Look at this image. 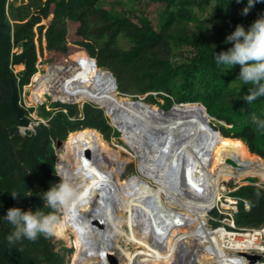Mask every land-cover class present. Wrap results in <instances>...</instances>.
Returning <instances> with one entry per match:
<instances>
[{
	"label": "trees",
	"instance_id": "obj_1",
	"mask_svg": "<svg viewBox=\"0 0 264 264\" xmlns=\"http://www.w3.org/2000/svg\"><path fill=\"white\" fill-rule=\"evenodd\" d=\"M18 2L20 7H16ZM247 2L53 0L50 24L43 30L49 57L47 73L42 75L37 73L33 34L29 36L20 24L42 0H0V264H68L73 249L62 246L57 250L54 237L10 244L7 237L14 226L3 217L13 207L43 209L42 193L60 182L55 172L57 139L65 140L71 132L85 128L96 129L107 141L121 134L93 101L95 104L86 102L82 107L42 103L39 115L48 123L39 121L23 132L9 107L11 78L16 81L20 100L22 89L34 77L32 100L39 102L47 93L62 102H84L89 101L86 95L100 99L119 92L111 78L98 70L103 67L113 73L119 90L130 93L126 85L131 82V94L151 93L149 98L164 100V109L180 103H202L216 120L211 125L223 137L222 150L236 152V171L231 177L249 175L264 181V132L252 122L253 115L264 119V96L251 104L244 101L252 86L237 79L240 66L226 69L215 60L216 53L232 47L225 41L238 24L247 30L264 15V2L243 15ZM134 3L138 7H130ZM148 3L157 6L155 19L144 10ZM16 48L22 53L14 52ZM22 64L27 67L23 69ZM15 65L23 69L18 74L13 71ZM119 98L110 112L116 118L129 105L128 99ZM14 192L16 199L11 195ZM231 195L239 199L234 213L238 227L264 224V183L252 180L236 185ZM212 216H219L218 211L213 210ZM213 225L220 222L213 221Z\"/></svg>",
	"mask_w": 264,
	"mask_h": 264
},
{
	"label": "bare ground",
	"instance_id": "obj_2",
	"mask_svg": "<svg viewBox=\"0 0 264 264\" xmlns=\"http://www.w3.org/2000/svg\"><path fill=\"white\" fill-rule=\"evenodd\" d=\"M147 109L148 106L141 113L129 104L124 112H132L134 118L144 117L149 114ZM156 110L153 107V111ZM181 110L183 112H176L188 115L185 119L188 121L178 120L167 129L181 131L186 154L192 156L194 162L186 165V169L177 162L174 178H169L163 170H153L148 163L143 164L141 175L153 180L156 186L136 176L118 182L116 177L123 172L126 160L121 159L99 131L85 128L70 133L65 140L58 169L82 193V199L67 213L68 218L57 237L71 242L69 233L77 234L73 264H107L113 254L116 264H146L148 261L182 264L179 258L184 251L191 253L184 264H193L196 250L200 251V264L201 261L204 264H258L251 263L247 256V241H237L222 226L209 228L208 219L203 217L216 203H212L213 189L224 181L218 169V158L223 155L220 152L223 137L212 134L207 128L203 118L205 110L195 104L185 105ZM198 143H207L204 149L210 150L209 153L199 156ZM130 144L136 157L142 154L140 146ZM227 155L229 152L223 156L229 160ZM172 158L180 160L176 156ZM162 194L169 201L173 199L174 204L177 200L186 210L177 211L171 204L159 201ZM110 199L112 212H108ZM126 207L129 213L124 217L122 211ZM121 220L129 226L128 239L142 247L131 255L119 242L121 231L117 228Z\"/></svg>",
	"mask_w": 264,
	"mask_h": 264
},
{
	"label": "rangeland",
	"instance_id": "obj_3",
	"mask_svg": "<svg viewBox=\"0 0 264 264\" xmlns=\"http://www.w3.org/2000/svg\"><path fill=\"white\" fill-rule=\"evenodd\" d=\"M112 1H117V0H112ZM26 3L27 2H25L24 4H26ZM20 6H21L20 2H18L16 4V7H20ZM131 6L138 7V3H134V4L130 5V7ZM54 8H55V4H53V0H42V5L40 7L33 8V9L31 8L29 10V12H27L28 13L27 17L25 19H23L22 21H20V24H22L24 26V28H23L24 31L28 32L29 36H31L33 34V45H35V51H36V67L38 70L37 73H41L42 75L47 73L48 65H47L46 60L49 57V52L47 50L48 48H47L46 43H45V33L43 32V30H45L47 28V26L50 24V19H51L50 17L52 16L51 12L54 10ZM46 9H48L47 16H45ZM156 9H157V6L154 3H148V4L144 5L145 12L147 14H149V16L153 19H155ZM12 23H14V22H12ZM30 23L33 24L32 29L30 28ZM41 28H43V29L41 30ZM28 41H29L28 39L25 40L26 43H28ZM123 45L128 47V44H123ZM14 52H17V54H20V53H22V49L16 48L14 50ZM22 65L24 67L23 69H25L27 67L25 64H22ZM16 66L17 65L13 66V71L15 74H18L23 69H17ZM101 69L102 68H99L98 70H101ZM35 86H36V82H35V78L33 77V78H31L29 85L24 87L22 89V92H21V102L20 103H21V105H23L27 109V115L29 116V118L31 120V126L30 127H20L23 132L27 129H33L34 126L37 125L39 121H41V122L44 121L45 123H48V120H44L39 115V105H41L42 103H46L47 105H50V103H52V102L63 103L59 100H54L53 97L47 93L42 95V99H40L39 102L32 100L31 99L32 98V92H33V89L35 88ZM118 87H119V85H118ZM126 88L129 89L130 93L122 92L118 88V91H119L118 93H114L111 96H106V97L100 98V99L95 98L93 96H87L86 95V99L89 101H84V102H88V103L95 102L97 104H95V103H93V104L101 105L104 109H107V111H109L108 115L106 114L109 117H111L110 112L112 111V107L114 106L115 102H117V99L119 97H123V98H126L128 100H135V97H136L137 99H140L141 101H143L147 105L155 107V108L162 107V105L164 104V100L161 98H156V99L149 98L148 96L151 93H145V94H135L134 93V94H131L132 91L134 92V89L132 88L131 82L128 83V85H126ZM153 94H155V93H153ZM91 101H93V102H91ZM72 104H78L79 107H82V102H75ZM29 110H31V111H29ZM207 118H208L210 124L212 121H216L214 118L210 117L209 114L207 115ZM68 136H67V138H68ZM67 138L65 140H67ZM119 140H121V142ZM58 141H60V139L56 140V152H57V158H58L57 162H58V168H59L60 163H61V159L59 157V154L64 152L65 148H64V143H62L58 146V144H57ZM108 142L110 143L111 147L114 150L119 152L121 159L126 160L123 172L120 173L119 175H117V177H116V180L118 182H120V181L122 182L123 179H129L130 177H133L135 175H139L140 178L143 179L144 181H146L147 183H149V185L156 186V183L153 180L141 175V173L139 172V169H138L137 157L135 156L134 151L125 143L124 138L121 136V134L118 137H113L111 139V141H108ZM222 143L220 146V150H221L220 152L223 155L227 154L229 152V155H227V157L229 156L228 159L230 160V162H227V159H225V156H223V155L219 156V158H218L219 173H220V176L224 179V181L219 182V184L215 187V189H213L212 203L214 201H217V195L219 193L220 187L225 186V188L229 192V191L233 190L236 187V185L247 184V183L251 182L252 180H256V184H258V185L264 183V181H262L259 177H256V176L251 177V176L247 175V176H244L242 178H232L231 177L232 172L236 171V167L234 164L236 152L233 150H227V151L222 150ZM251 154L256 155L253 153H251ZM256 156H258V155H256ZM262 159H264V158H262ZM120 177H121V179H120ZM250 178H252V179H250ZM158 200L161 202H164V203L171 204L173 206V208L176 209L177 211H185L186 210V207H184L182 204H180L177 200H176V204H174V202H171V201H173V199L171 201H169V198L167 199L166 195H164V194L159 195ZM212 203L210 205H212ZM112 204H113L112 199H110L108 212L113 209ZM227 209H228V207H225V209H223V210L221 209V210L223 213H226ZM128 210H129V208L126 207L122 211V215L124 217H126L128 215V213H129ZM213 210H215V208H212L208 212V214H207V210H206L204 212L203 217L206 220L208 219L207 224L209 225V228L210 227L218 228L219 225L214 226L213 222H212V221H214L212 219V211ZM60 215H61V217H63L64 212H61ZM223 225H225V224L224 223L221 224L220 227ZM117 230L119 232L121 231L120 237H119V242L121 243L122 246H124V248L129 249L128 254L131 255L136 250L142 249V247L140 245H133V243H132L133 241L128 239V236L131 235V233L129 231V226L127 225V222H125L124 220L123 221L121 220L120 225L117 228ZM122 232H123V234H122ZM181 233L184 234L182 231H181ZM69 234H70L71 242H67V240L59 238L57 236H54V241H56V243H57L56 244L57 250H60V248L62 246L73 249V252L71 254H69V256L67 257L68 264H73L72 262L74 260V253H75L76 245H77L76 241L78 238H77L76 233L70 232ZM187 239H188V237H187ZM191 244H192V242H191ZM191 244H190V247L192 248L193 245H191ZM189 251L191 252L192 250H189ZM190 254L191 253H189L187 251H184V253L180 252V258H179L180 263L184 264V262H186L187 258L190 257ZM195 255H196L195 257H197V258H196V260L194 258L195 262L193 264H200L199 258H198V256L200 255V251L196 250ZM113 256H114V254H113ZM113 256L112 257L110 256V259L107 260V264H116L117 261H115ZM146 264H156V263L154 261H148ZM159 264H172V262L168 263V262L163 261V262H160ZM201 264H204V263H202V261H201Z\"/></svg>",
	"mask_w": 264,
	"mask_h": 264
},
{
	"label": "clouds",
	"instance_id": "obj_4",
	"mask_svg": "<svg viewBox=\"0 0 264 264\" xmlns=\"http://www.w3.org/2000/svg\"><path fill=\"white\" fill-rule=\"evenodd\" d=\"M236 2L240 3L241 0H236ZM259 2H264V0H248L242 14L246 16L249 10ZM225 43H231L232 47L227 51L216 53V63L225 66L226 69H230L235 65L240 66L237 79L242 85L252 86L249 88L248 94L243 97L244 101L251 104L264 96V15L257 18L247 30L243 25L238 24L235 30L227 36ZM20 102L19 99L21 105ZM21 106L25 109V114L29 118L27 109L23 105ZM252 122L258 130L264 132V119H259L253 115ZM55 172L60 177V182L52 185L48 191L43 192L41 195L43 209H49L50 211L45 212L43 209L22 211L16 207L7 210V214L3 218L14 226V231L7 237L10 244H15L22 239L35 242L41 236L45 239L57 236L60 228L68 218L67 213L74 205L80 203L82 193L59 171ZM11 195L13 199L17 198L16 192L11 193ZM60 212L65 213L63 218L58 215Z\"/></svg>",
	"mask_w": 264,
	"mask_h": 264
},
{
	"label": "water",
	"instance_id": "obj_5",
	"mask_svg": "<svg viewBox=\"0 0 264 264\" xmlns=\"http://www.w3.org/2000/svg\"><path fill=\"white\" fill-rule=\"evenodd\" d=\"M102 71L108 75L111 80L114 88H118L117 80L113 73L103 67H101ZM11 96L9 101V107L13 113L16 114L18 118L19 126L21 127H29L31 125L30 119L25 114V109L19 104V91L16 84L15 79L11 78ZM62 102V101H61ZM63 103H75V102H63ZM128 104H131L135 109H138L141 113H144L143 109L145 107H149L147 109V113L143 115L144 117L138 116L134 118V115L131 116L132 112H122L120 111L117 115V118L111 114L110 120L111 124L121 133V136L124 138L125 143L135 151L134 147L130 144L131 142L140 146L143 150L142 154L137 155L138 160V169L139 172L142 173V165L148 163L152 169L156 170H163L164 173L168 175L169 178H174L177 176V162L181 165L184 164V169L190 164H193L192 156L186 154L183 140L180 137L182 134L181 131H172L168 130L167 128L172 124L176 123L178 120L188 121L185 120L188 115L178 114L176 111L183 112L181 108L185 105H193L195 104L197 108L206 112L204 118V122L207 128L212 132V134H220L219 131L215 130L208 118H207V111L203 104L201 103H181V104H174L170 109H163L162 107H158L156 112L153 111V107L147 105L140 99L136 100H128ZM84 103H82V106ZM99 107L103 108L101 105ZM105 113L108 115L109 111L104 109ZM187 111V110H186ZM132 113V114H130ZM147 117V119L145 118ZM93 129V128H90ZM96 130V129H95ZM221 135V134H220ZM219 137V136H218ZM131 140V142L129 141ZM65 140L58 141V146L64 143ZM108 142V141H107ZM199 149L198 152L199 156H203L208 154L210 150L204 149L206 148L207 143H198ZM172 156H176V159H180L179 161L173 160ZM230 162V160H227ZM187 165V166H186ZM56 171L58 169V162L56 164ZM60 172V171H59ZM189 173V172H188ZM61 174V172H60ZM62 175V174H61ZM213 208L210 207L208 211ZM61 213V212H60ZM250 259L251 263H258L259 260L262 258L260 254H250L247 255Z\"/></svg>",
	"mask_w": 264,
	"mask_h": 264
},
{
	"label": "built area",
	"instance_id": "obj_6",
	"mask_svg": "<svg viewBox=\"0 0 264 264\" xmlns=\"http://www.w3.org/2000/svg\"><path fill=\"white\" fill-rule=\"evenodd\" d=\"M235 189L236 187L228 192L225 186L220 187V194L215 205H213V208L218 211L219 216H212V219L220 222V225L224 223L225 225L222 227L231 232L237 241H247L248 247L245 249L247 253L260 254L262 258L259 260L258 264H264V224L252 228H240L236 225L234 213L238 210L237 204L239 199L231 195V192ZM244 204L246 209L250 208L246 200H244ZM225 207H228V209L226 213H223L222 210L225 209ZM220 225L218 227H220Z\"/></svg>",
	"mask_w": 264,
	"mask_h": 264
},
{
	"label": "snow or ice",
	"instance_id": "obj_7",
	"mask_svg": "<svg viewBox=\"0 0 264 264\" xmlns=\"http://www.w3.org/2000/svg\"><path fill=\"white\" fill-rule=\"evenodd\" d=\"M85 166H87V161H85Z\"/></svg>",
	"mask_w": 264,
	"mask_h": 264
}]
</instances>
